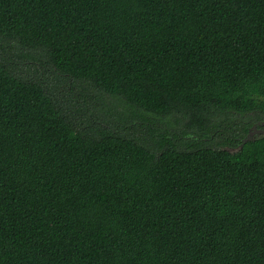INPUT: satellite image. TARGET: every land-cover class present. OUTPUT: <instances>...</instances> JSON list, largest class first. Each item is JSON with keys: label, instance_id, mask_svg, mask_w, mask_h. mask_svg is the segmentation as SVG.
Instances as JSON below:
<instances>
[{"label": "trees", "instance_id": "16d2710c", "mask_svg": "<svg viewBox=\"0 0 264 264\" xmlns=\"http://www.w3.org/2000/svg\"><path fill=\"white\" fill-rule=\"evenodd\" d=\"M262 122L264 0H0V264H264Z\"/></svg>", "mask_w": 264, "mask_h": 264}, {"label": "water", "instance_id": "95a60500", "mask_svg": "<svg viewBox=\"0 0 264 264\" xmlns=\"http://www.w3.org/2000/svg\"><path fill=\"white\" fill-rule=\"evenodd\" d=\"M264 126V122L257 123L256 125H253L246 135V137L241 141L242 144H245L254 138H258L260 136H264V130L261 128ZM231 152H235V150H229Z\"/></svg>", "mask_w": 264, "mask_h": 264}, {"label": "rangeland", "instance_id": "374dc122", "mask_svg": "<svg viewBox=\"0 0 264 264\" xmlns=\"http://www.w3.org/2000/svg\"><path fill=\"white\" fill-rule=\"evenodd\" d=\"M65 90H66V88L65 87H63L62 89H60V92H59V94H58V97H62L63 96V93L65 92ZM64 98H66V97H64ZM262 128V127H261ZM263 129V128H262ZM264 130V129H263Z\"/></svg>", "mask_w": 264, "mask_h": 264}, {"label": "flooded vegetation", "instance_id": "af4514ba", "mask_svg": "<svg viewBox=\"0 0 264 264\" xmlns=\"http://www.w3.org/2000/svg\"><path fill=\"white\" fill-rule=\"evenodd\" d=\"M262 128L264 129V126Z\"/></svg>", "mask_w": 264, "mask_h": 264}]
</instances>
